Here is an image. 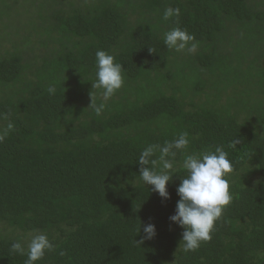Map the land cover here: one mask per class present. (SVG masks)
<instances>
[{"label": "trees", "instance_id": "16d2710c", "mask_svg": "<svg viewBox=\"0 0 264 264\" xmlns=\"http://www.w3.org/2000/svg\"><path fill=\"white\" fill-rule=\"evenodd\" d=\"M167 7L180 16L163 20ZM174 27L195 53L165 46ZM97 49L123 67L107 101L92 87ZM9 122L0 264H24L11 244L38 231L55 248L36 264H264V0H0V129ZM184 131L189 153L220 147L233 164L232 201L190 252L169 219L183 155L168 199L138 163ZM148 223L156 235L139 246Z\"/></svg>", "mask_w": 264, "mask_h": 264}, {"label": "clouds", "instance_id": "9594fccd", "mask_svg": "<svg viewBox=\"0 0 264 264\" xmlns=\"http://www.w3.org/2000/svg\"><path fill=\"white\" fill-rule=\"evenodd\" d=\"M179 8L167 7L163 12L162 19L167 21L173 17H179ZM186 29L174 27L164 33V44L169 50L195 53L198 43ZM95 81L92 87L102 89L105 101L110 99L124 84L122 64L115 62V57L104 50L97 49L95 52ZM49 94H55V86H49ZM93 110L100 115L105 108L104 103L97 105L91 97ZM14 129L9 122L6 127L0 129V143ZM239 140H235L231 147H235ZM189 133H179L172 141H166L162 146L149 145L142 149L138 163L140 165V179L145 185H151L152 190L157 192L163 199L169 198L167 184L172 181L176 174L174 158L177 151L183 155L181 167L187 175L180 179L176 187L179 199L170 221L183 229L179 244L184 252L197 250L202 242L211 239V234L217 220L223 214L224 209L231 203L232 194L227 177L233 172V164L228 159V154L220 147L214 151L205 150L189 153ZM158 151V155H157ZM140 231V227L138 232ZM145 235L140 240H134L141 245L145 239H152L156 235L155 225H144ZM54 243L44 232H36L32 235L27 248L19 241L11 244V251L21 256L26 255L24 264H36L42 260L47 252L53 251Z\"/></svg>", "mask_w": 264, "mask_h": 264}]
</instances>
